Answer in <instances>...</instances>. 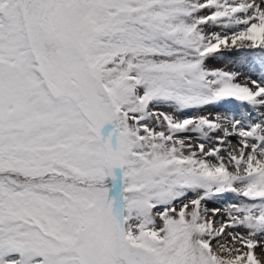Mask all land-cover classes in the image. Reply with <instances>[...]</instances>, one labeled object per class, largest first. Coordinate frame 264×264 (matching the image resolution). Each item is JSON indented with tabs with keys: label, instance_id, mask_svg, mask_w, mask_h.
<instances>
[{
	"label": "snow or ice",
	"instance_id": "obj_1",
	"mask_svg": "<svg viewBox=\"0 0 264 264\" xmlns=\"http://www.w3.org/2000/svg\"><path fill=\"white\" fill-rule=\"evenodd\" d=\"M0 264H264V0H0Z\"/></svg>",
	"mask_w": 264,
	"mask_h": 264
}]
</instances>
